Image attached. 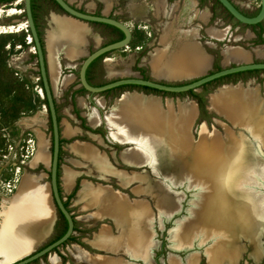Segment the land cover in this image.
<instances>
[{
	"label": "rangeland",
	"instance_id": "rangeland-1",
	"mask_svg": "<svg viewBox=\"0 0 264 264\" xmlns=\"http://www.w3.org/2000/svg\"><path fill=\"white\" fill-rule=\"evenodd\" d=\"M66 1L80 11L116 19L131 31V39L126 47L106 54L92 66L88 78L93 86H102L122 78L153 79L160 83L183 85L204 75L241 64L224 63L223 52L228 48L241 47L252 52L257 47H264V21L255 26L240 24L215 0ZM230 1L250 17L257 13L260 5V0ZM34 7L36 26L44 43L45 31L50 28L51 13L59 15L63 13L51 0H35ZM23 8V0H0V264L12 263L45 247L57 240L65 227L63 218L54 208L50 194L51 123L42 92L37 57L28 33ZM88 26L90 30L77 36V39H87V36L91 35L83 47L85 53L74 61L60 55L62 75L72 77V83L67 88H62L59 84L54 91L52 89L60 124L59 190L73 218L74 231L67 242L30 264H172V259L186 264V258L192 255L198 256L197 264H211V261L228 264L222 257L212 259L208 252L213 247L204 239L214 237V233L220 232L218 230L221 227L218 225L220 217L224 216L223 213L213 212L217 215L216 229L201 228L186 236L188 229L184 223L198 220L199 213L205 210L200 206L199 200L201 204L205 201L204 198H200L207 189L200 184V176L195 182V177L190 174H185L183 178L180 175L178 179L176 178L180 173L178 170L173 168L172 175L166 171L168 152L164 149L174 147V141L163 133L166 129L174 135H179L184 126H187L185 128L188 130L190 144L201 143V157L206 154L214 165L219 166L217 173L228 171L233 166L242 171L241 179L245 177L242 182H233L232 185L231 182L226 185L215 184L216 188L224 190L228 195L225 205L231 208L226 215L232 218L233 227L226 226L228 229L226 239L234 242L217 252L235 255L236 260L233 264H264V140L262 142L259 139L262 133H256L255 119H252L253 122L245 119V114L243 121L242 119L233 121L224 111H215L211 108L214 93L226 86H241L245 89L256 86L259 96L264 99V71L230 75L195 91L180 94L144 90L141 87H123L101 94H91L79 83L80 65L88 54L101 46L113 43L120 35L104 25L90 23ZM210 28L224 30V38L220 40L212 38L208 32ZM164 29H171L178 34L182 45L197 46L203 54L209 56V66L206 69L186 72L179 78L155 75L151 69V61L164 49L162 42L165 36ZM105 59H109L110 63L113 61L120 64L121 68L115 70L116 72L113 69L108 70L110 75L113 73L120 75L107 74L104 67ZM252 62H264V58L253 56L250 63ZM128 94H139L145 102L153 100L158 109V113L153 115L154 118L152 116L148 118L138 109L134 110L137 117L143 118H140L141 122L137 121L138 125L136 123L132 125L134 129H140L146 123L153 124V127L148 125L147 129L141 128L136 136V166L133 164L128 166L130 164L128 156L126 158L122 156L124 150L129 148V143L119 145L113 141L104 123L97 126L95 122L93 127L89 123V115L94 110L99 112L101 118H105L116 99ZM81 98L85 100L86 108L80 105ZM100 99L104 101L102 108L99 105ZM129 99L132 101L131 97ZM258 105L255 107V114L264 109V101L261 100ZM192 106H196V116L186 125ZM117 119L118 132L128 135L130 129L125 116L120 114ZM63 122L78 128L79 134L70 139L64 137ZM95 136L101 138L102 144L97 142ZM128 136L131 138L132 148L134 135L130 133ZM75 141L87 142L107 153L117 171V178L104 177L102 170L99 172L97 169L95 160L87 162V166L70 148ZM209 152L211 156L208 157ZM174 153L182 157L180 149ZM187 159L190 160L185 156L186 161ZM38 162L47 166L37 164ZM64 167L80 173L75 187L69 193L62 186ZM125 170L129 172L130 177L124 179L119 173H124ZM186 170L188 171V168ZM142 177H147L150 182L145 183L140 179ZM170 178L179 181L173 183ZM232 178L236 180L238 175L235 173ZM83 179L91 181L96 188L107 189L106 193L103 190L97 193L94 206L96 211H100L101 215L107 218L98 221L94 217L93 209H84V202L79 197ZM158 190L173 201L174 206L168 211L160 207L156 200ZM120 195L126 199L132 210H134L132 205H138L140 201H145L151 210V214L147 216L150 230L146 227L151 234L149 262H146L139 249L134 255L133 242L136 240L134 231H138L137 227L135 230L130 229L129 239L124 237L126 223L118 222L116 208ZM106 198L111 200V204L107 206ZM212 199L215 203L218 201L217 205H224L223 199L219 197ZM241 221L245 226L240 223ZM104 225L108 227L110 240L101 242L99 248L91 247L89 241ZM147 229L144 228L143 231ZM175 229L178 230L181 239L182 236H186L187 239L183 237L184 241L179 242L175 238ZM194 234L197 237L192 241L191 237ZM138 237L140 238L139 234ZM122 243L126 246L125 252L114 251V248Z\"/></svg>",
	"mask_w": 264,
	"mask_h": 264
},
{
	"label": "bare ground",
	"instance_id": "bare-ground-1",
	"mask_svg": "<svg viewBox=\"0 0 264 264\" xmlns=\"http://www.w3.org/2000/svg\"><path fill=\"white\" fill-rule=\"evenodd\" d=\"M134 5V4H133ZM145 6V5H144ZM140 10V9H139ZM13 12V11H12ZM11 12V13H12ZM139 13V12H138ZM144 14V13H143ZM135 15V14H134ZM57 18V17H56ZM77 20V19H76ZM19 28V27H18ZM21 29V28H20ZM86 27L84 24L82 23H77L71 27H65L63 25H59V39L57 37V40L59 41H53L50 44V52H49V60L50 63L52 65V67H55V53L54 51L56 50H60V49H64V51L66 52V54L68 56H75L76 53L79 50V47L81 45H83V41L80 39H77L78 35H81L84 31H85ZM15 31V30H14ZM12 32V31H11ZM209 34L212 38L220 40L224 38V30H220V29H216V28H210L209 29ZM4 33V32H3ZM163 35H165L163 37V44H164V49L158 54L156 55L152 61H151V69L153 70V73L155 75L161 76V75H166L169 78H179L182 77L183 75H185L186 72H191V71H197L199 69H206L209 64H210V58L209 56L205 55L202 53V51L195 45H182L181 40L178 38V34H176L173 30L171 29H164L163 31ZM182 36V35H181ZM184 38V37H183ZM52 39V38H51ZM198 45V44H197ZM157 53V52H156ZM223 55L225 56L226 59H233L235 61H241V60H247L249 59V52L245 51L244 49H242L241 47H233V48H229L227 51L223 52ZM264 55V53H263ZM261 58V57H260ZM126 71V70H125ZM54 72V71H53ZM116 72V71H115ZM192 72V73H193ZM118 73V72H117ZM120 73V72H119ZM122 73V72H121ZM114 74V73H113ZM124 74V73H123ZM153 74V75H154ZM126 75V74H125ZM193 75V74H192ZM187 76V75H186ZM166 78V77H165ZM230 87V86H229ZM224 89V88H223ZM244 89V88H243ZM220 90V89H219ZM223 91V90H222ZM221 91V93H222ZM254 91V90H253ZM143 97V96H142ZM220 97V96H219ZM223 97V96H221ZM245 97V96H244ZM157 98V97H156ZM254 100V99H253ZM147 101V100H146ZM261 101V100H260ZM155 101L153 100H149L148 102H144L142 100V98L140 97V95L138 94L137 97L135 98V101L133 103H131V107L134 111V109H138L140 112H143V115H146L148 118H150L152 116V118H154L153 115L158 113V109L155 106ZM237 102V101H236ZM249 102V101H248ZM238 103V102H237ZM237 103H227L224 102L223 107L225 108L228 116L233 119V121H239L240 119H244V114H246V111L243 109L238 111V104ZM241 103V102H240ZM243 103V102H242ZM241 103V104H242ZM184 104V103H183ZM83 105V104H82ZM190 105V104H189ZM258 105V104H257ZM261 105V104H260ZM117 106V105H116ZM115 106V107H116ZM121 105H119V109H121L122 107H120ZM117 107V108H118ZM196 107V106H195ZM194 106L191 107V109L189 110L187 119H186V125L190 124V122L192 121V119L196 116V108ZM259 107V105L257 106ZM183 109V108H182ZM255 109V108H254ZM120 110H118L119 112ZM175 111V110H174ZM138 113V111H137ZM169 113V112H168ZM122 114V110L121 113ZM241 114H242V118H241ZM253 112V114L250 117H246L245 119L250 118L249 120L252 121V119H255V125L257 130L256 133H262V137L261 135H259V139L260 141L263 142V138H264V109L260 110V112L258 114H255ZM169 115V114H168ZM173 115V114H172ZM254 115V116H253ZM139 116V115H138ZM146 117V118H147ZM134 118V117H133ZM143 119L142 117H136L135 123L138 125L137 121H142L141 119ZM117 119V118H116ZM162 119V118H161ZM175 119V118H174ZM96 120V116L95 118L92 119V121L94 122ZM98 120V119H97ZM96 122V121H95ZM98 122V121H97ZM161 122V120H160ZM184 122V121H183ZM253 122V121H252ZM164 123V121H163ZM98 124V123H97ZM178 124V123H177ZM180 124V123H179ZM183 124V123H182ZM124 124H122L123 126ZM129 125V124H128ZM134 125V123L131 124L132 127V133H135V139L137 134L140 133L141 128H149L148 125H152L153 124L149 123V124H145L144 127H140V129H134V127L132 126ZM164 126V124H163ZM162 126V127H163ZM184 126V125H183ZM253 126V125H252ZM182 127V126H180ZM187 126H184V129L181 130V132L179 133V135H174L171 132H168V130L165 129L164 131V135H166L168 138H170L172 141H174V147L172 148H165L164 150L166 152H168V159H167V164L165 166L166 171L169 174H173L172 169L174 168L175 170H178V172H180L178 174V176H176V178L178 177H185V174H190L193 177H195V182H197L198 180V176H200V184H203L205 189H207V192L204 193V196H202L200 199H205V201L201 204V201L199 200V204L201 207H203V212L199 213V218L198 220L194 221L192 220V223H184V226L188 229L187 230V234L186 236H188V234H190L192 231L194 230H201V228H209V227H214L216 229V217L213 214V212L215 213V211H220L221 213L224 214V216L220 217L221 221H220V225H218L219 227H221V229L219 228L218 231L220 232H216V234L214 233V237H209L206 239V237L204 238L206 241H208L209 243H211L212 250H210L208 252V254H210V256L213 258H217V257H222V259H224V261H226L228 264H233L236 260V256L233 254H221L217 251H219L220 249H224L225 246H227L228 244H234V242L232 240H228L226 239V235H227V228L226 226L231 225L233 227L232 224V218L228 217L226 215L227 211H229V209L231 207H227L225 205V201L228 198V195L226 194V192L224 190H220L218 188L215 187V184H219V185H226L227 183L231 182V185L233 182H242V178L241 179V175H242V171L237 169V168H233V166H231L230 170H223L221 173H217L216 171H218L219 166H216L212 163L211 159L207 158L206 154L201 157V143H195V144H190L189 142V138H188V130H186ZM123 128V127H122ZM130 128V126H129ZM139 128V127H138ZM191 128V127H190ZM255 128V127H254ZM128 129V128H127ZM260 129H262L260 131ZM245 130V129H244ZM248 131V130H247ZM250 132V131H249ZM238 133V132H237ZM255 133V134H256ZM149 134V133H148ZM119 138H124V134L119 133ZM134 135V134H133ZM150 135V134H149ZM238 135V134H237ZM241 135V134H240ZM251 135V134H250ZM235 136V135H234ZM239 136V135H238ZM151 138V137H150ZM257 138V137H256ZM244 139V138H243ZM153 140V139H152ZM201 140V139H200ZM205 141V139H203ZM207 140V139H206ZM154 141V140H153ZM202 141V140H201ZM245 141V140H244ZM243 141V142H244ZM203 142V141H202ZM226 142V141H225ZM157 143V142H156ZM206 143V142H205ZM215 144V143H214ZM227 144V143H226ZM243 144V143H242ZM160 145V144H159ZM231 144H229L230 146ZM41 146V145H40ZM208 146V145H207ZM228 146V147H229ZM259 147V145H258ZM44 149V147H42ZM179 148L182 151V157H180L178 154L174 153V152H178ZM218 149V148H217ZM226 149V148H225ZM245 149V148H244ZM43 151V150H42ZM240 153H242V151H239ZM40 153V152H39ZM43 153V152H42ZM210 153V152H209ZM227 153H229L227 151ZM226 154V153H225ZM211 156V153L208 154ZM134 156V155H133ZM185 156L186 158L189 157L190 160L186 161L185 160ZM226 157V156H225ZM211 158V157H210ZM38 159H42V158H38ZM132 159V158H131ZM171 159V160H170ZM175 159V160H174ZM229 159V158H228ZM246 159V158H245ZM259 159V158H258ZM43 160V159H42ZM135 160L137 161V152L135 154ZM226 160V159H224ZM260 160V159H259ZM51 161V159H50ZM214 161V160H213ZM251 161V160H250ZM256 161H258L256 159ZM263 161V160H262ZM252 162V161H251ZM261 162V160H260ZM257 163V162H256ZM252 165V164H251ZM186 168H188V171L186 170ZM225 168V167H224ZM246 172V171H245ZM250 172V170H249ZM252 172V171H251ZM250 172V173H251ZM236 173V176L238 175V179H233V175ZM181 175V176H180ZM244 175V174H243ZM256 175V174H255ZM176 178H170L173 183L178 182L179 180ZM183 180V179H182ZM191 182V181H190ZM258 182V181H257ZM147 183V182H146ZM156 183V182H155ZM247 183V182H245ZM262 183V182H261ZM260 183V184H261ZM242 186V185H241ZM157 187V186H156ZM246 187V186H244ZM159 188V187H157ZM256 188V187H255ZM195 189V188H194ZM202 189V188H201ZM200 189V190H201ZM240 189V188H238ZM242 189V188H241ZM246 189V188H245ZM231 190V189H230ZM171 191V190H170ZM198 192V191H197ZM201 194V193H200ZM231 194V192H230ZM231 196V195H230ZM122 196H119V199H121ZM216 199V197H219L220 199H223L222 201H224V205L221 204H216L215 202H213L214 198ZM233 197V196H232ZM123 198V197H122ZM197 199V198H196ZM212 199V201L210 200ZM245 199V198H243ZM242 199V200H243ZM156 200L158 202V204L160 205V207H164L165 210H169L171 209L174 205H173V201L171 200V198L168 195H164V192L159 193V190L156 192ZM198 200V199H197ZM196 200V201H197ZM216 201V200H215ZM241 201V200H239ZM238 202V201H237ZM192 203V202H191ZM141 204V203H140ZM245 206V205H244ZM252 206V205H251ZM249 206V207H251ZM195 207V205H194ZM196 208V207H195ZM243 208V207H242ZM199 209V208H198ZM254 209V207H253ZM123 210V209H122ZM255 211V210H254ZM190 212V211H189ZM242 212V211H241ZM241 212H239V214L242 217ZM134 213V212H133ZM238 213V212H237ZM127 214V213H126ZM254 214V213H253ZM131 215V213H130ZM190 215V214H189ZM191 216V215H190ZM189 216V217H190ZM217 216V215H216ZM137 217V216H135ZM134 217V218H135ZM160 217V216H159ZM240 217V218H241ZM255 220V219H254ZM12 221L14 222V219H12ZM134 221V220H133ZM184 222V221H183ZM256 222V221H255ZM11 223V220L8 221V224ZM130 223V222H129ZM242 225L245 223L244 222H240ZM248 224V222H247ZM132 225V224H131ZM128 226V225H127ZM134 226V225H133ZM217 226V227H218ZM131 227V226H130ZM178 227V226H177ZM176 227V229H177ZM135 228V226H134ZM226 228V229H225ZM149 229V228H148ZM175 229V230H176ZM218 229V228H217ZM130 230V229H129ZM150 230V229H149ZM231 230V229H230ZM229 230V231H230ZM217 231V230H216ZM106 233V232H105ZM104 233V234H105ZM145 232H140L139 235L144 234ZM222 235V238H220ZM186 236H182V239L180 237V234L178 232V230H176L175 233V238L177 240H179V242H181L182 240L184 241V238H186ZM184 237V238H183ZM197 235L194 234L191 239L192 241L194 240V238H196ZM147 239V238H146ZM237 244V243H236ZM144 245V244H143ZM146 245V244H145ZM149 246V245H148ZM143 247V246H142ZM144 249V248H143ZM142 249V250H143ZM125 250V249H124ZM145 250V249H144ZM145 253H147V251L145 250ZM148 257V254H147ZM198 256L196 255H192L186 258V264H197V258ZM149 262V261H148ZM181 262V261H180ZM179 261L172 259V264H181ZM211 264H221L217 261H211ZM149 264V263H148ZM171 264V263H170Z\"/></svg>",
	"mask_w": 264,
	"mask_h": 264
},
{
	"label": "crops",
	"instance_id": "crops-1",
	"mask_svg": "<svg viewBox=\"0 0 264 264\" xmlns=\"http://www.w3.org/2000/svg\"><path fill=\"white\" fill-rule=\"evenodd\" d=\"M77 23L84 24L86 27L85 31L90 30L88 24L81 22L79 20H76L72 17L66 16V15H59V14H55V13H51V15H50V18H49L50 28L45 31L44 47H45V55H46V61H47V67H48V75H49V79H50L51 87H52L53 91L55 90L57 85L61 84L62 88H67L73 81V78L70 76L69 77L68 76L63 77L62 72H61L60 55H63L69 61L76 60L78 57L82 56L85 53L83 47L86 45L87 39L91 35H88L87 39H80L83 41V45H81L79 47L78 52L73 57L68 56L66 54V52L64 51V49L54 51L55 60H56L55 61V67H52L50 60H49L50 44L53 41V39L56 42L59 41V40H57V37L60 36L59 35V25H63L65 27H71ZM48 32H49V34H48ZM58 39H59V37H58ZM228 49H226L225 51H227ZM245 51H247V50H245ZM247 52H249V51H247ZM263 53H264V47H257L255 49H253L252 52H249V59H247V60L235 61L231 58L226 59L224 55H223V59H224V63L236 62V63L246 64V63H250L253 56H256L258 58L259 57L264 58ZM109 61H110L109 59L104 60V67H105L108 75H110L109 71H108L109 69H113L115 71L118 68H121L120 64L114 63L113 61L110 63ZM118 75H120V74L114 73L110 76H118ZM223 88H220V90L218 89L217 92L214 93L215 95L213 96V99L211 98V100H212L211 101V108H212V110H215V111H224L226 116H228V114H227L225 108L223 107L224 102H227V103H231V102L237 103L238 102L237 103L238 104V111H240V110L243 111V109H244L246 111V114H245L246 117H250L253 114V112L255 111L254 108L260 102V100L264 101V99L259 96L258 88L256 86L255 87L250 86L247 89H245V88L243 89L241 86H233V85L230 87L226 86ZM221 91H222V93H221ZM137 95L138 94H128L122 98L116 99L114 105L110 108L109 114L106 115L105 118H101V115L99 114V112L97 110H94L89 115V123L92 127H93V124L95 123V121L96 122L98 121L97 126L104 123L109 130V137L113 141L117 142L119 145L121 143H129V148L127 150H124V154L122 155L124 158H126L128 156L127 158L129 159V162H130V164H128V166H131V164L136 166L135 133H133L134 137L132 138V140H133V142H132L133 147L132 148L130 145L131 138L128 135L130 133H132L133 129L131 127V124L135 123L137 116H136V113L134 111H126V110L132 109L131 103H133L135 101V98L137 97ZM221 96H223V97H221ZM129 97L132 98V101L129 99ZM142 100L145 102L144 98H142ZM240 102L241 103L243 102V103L241 104ZM80 105L83 108H86V102L83 98L80 99ZM99 105L101 108L104 107V101L102 99L99 100ZM119 105H121L120 106V107H122L121 109H119V107H118ZM122 109H124L122 114H123V116H125V120L128 121L127 123L129 125L128 124L127 125H128V127L130 126L129 129L131 131L129 130L128 135L124 134V138L121 139V138H119V136H120L119 132L120 131L118 132V121L119 120L116 118H118V115H120ZM118 110H120V111L118 112ZM95 116H96V120L93 122L92 119L95 118ZM248 119H250V118H248ZM79 132H80V130L78 128H73L69 123L63 122L62 134L67 139H70L74 136H77V134H79ZM95 138L99 144H102V140L100 137L95 136ZM70 148H71L72 152L75 155H77L87 166H88L87 162H89L91 160H95L96 165H97V169L99 170V172H101V170H102L104 177L117 178V176H118L116 174L117 171L115 170V167L113 166V164H112L107 153L100 151L98 148L96 149L95 147H93L91 144H89L87 142L75 141L72 143ZM46 151L48 152L47 148H46ZM126 152H128L127 153L128 155H126ZM111 156L113 157L114 153H112ZM49 161H50V158H49ZM37 164H42L44 166H47L45 163H42V162H38ZM62 173H63L62 178H61L62 179V186H63L64 190L67 193H69L75 187L76 179L79 177L80 173L71 169V168H67V167L63 168ZM88 174H89V171L87 172V175ZM119 174L124 179L126 177H130L129 172L126 170L124 171V173L121 172ZM98 175H100V174H98ZM140 179L143 180L145 183L150 182V180L148 181L147 177H142ZM80 187L81 188L79 190V197L84 202V206H83L84 209H86V210L93 209L94 210V212H93L94 217L98 221H101L104 218H107V216H102L100 211H98V210L96 211L94 208V206L96 205L95 203L97 200L96 199L97 193H100L102 190H103V192L106 193V192H108L107 189L103 188V187L96 188L91 181L86 180V179L82 180ZM120 196H122V195H120ZM122 197H121V199L118 200V203L116 204V208H117V214L119 215L118 222L121 223V221H122V222L126 223V228L124 229L125 230L124 237H125V239H129V237H130L129 236V232H130L129 229L135 230L136 227H137V230L139 231V233L141 231L145 232L144 234L139 235L140 236V238H139L138 237V234H139L138 231H136V230L134 231L136 234V240L134 239L135 242H133V244L135 243V245H134V247H135L134 252L135 253L134 252L133 253L135 255L138 252L137 249L141 250L146 262H148L151 260V256H150V248H151L150 237H151V234H150L149 230L147 229L148 225H149L148 224L149 221L147 220V216H149L151 214L150 213L151 210L149 207H147L148 205L145 204V201H140L141 204L139 203L138 205H132V208L134 209V210H132L131 207L128 206V202L126 201V199L124 197L123 198ZM108 204H111V200H108L106 198V206ZM130 213H131V215H130ZM135 216H137V217H135ZM133 225L135 226V228ZM143 227L147 230L143 231V229H144ZM107 228L108 227L104 225L103 228L99 231V233L96 236H94L92 240L89 241V244L91 245V247L99 248V246H101V242H107L110 240V237L108 236V233H107L108 232ZM4 246L5 245H3V247ZM143 248L147 251V253H145V250ZM124 249L126 250V246L124 243H122V244L117 245L114 248V251H116V252H123L124 251L125 252ZM147 254H148V257H147ZM9 262H11V261H9Z\"/></svg>",
	"mask_w": 264,
	"mask_h": 264
},
{
	"label": "water",
	"instance_id": "water-1",
	"mask_svg": "<svg viewBox=\"0 0 264 264\" xmlns=\"http://www.w3.org/2000/svg\"><path fill=\"white\" fill-rule=\"evenodd\" d=\"M58 8L62 11L63 15L72 17L86 24L95 23L111 26L119 30L123 34V38L115 41L113 43L104 45L94 50L92 53L88 54L82 61L79 71L78 80L81 87L91 93V94H101L112 89H117L119 87L134 86V87H144L152 89L161 93H171L180 94L189 91H195L206 84H209L218 79L249 72V71H264V62L260 63H246L235 65L229 68L221 69L212 74L204 75L190 83L183 85H172L167 83H160L154 81L153 79H140V78H122L102 86H93L88 83L86 78V71L90 64L94 62L99 57L109 54L115 50L122 49L127 46L131 39L130 29L122 22L104 16V15H94L92 13L80 11L72 7L66 0H53ZM234 20L238 23L246 26H255L264 21V0H260V8L255 16H247L243 14L230 0H215ZM23 12L25 14V19L28 27V33L31 37L33 47L35 49V54L37 57L38 71L40 75V80L42 83V92L44 94V99L47 103V110L51 123V138H52V151H51V161L49 167V177H50V194L54 208L63 216L66 221L67 228L65 233L57 240L51 242L45 247L33 251L30 254L21 257L17 261L9 264H30L35 260L41 259L45 255L51 253L54 249H57L71 237L74 231V221L69 213L68 209L64 206L63 199L59 192V178H58V161H59V150H60V124L58 122L55 100L52 92L51 82L48 75V67L45 55L44 43L41 41L38 29L36 27L32 8L31 0H23Z\"/></svg>",
	"mask_w": 264,
	"mask_h": 264
},
{
	"label": "trees",
	"instance_id": "trees-1",
	"mask_svg": "<svg viewBox=\"0 0 264 264\" xmlns=\"http://www.w3.org/2000/svg\"><path fill=\"white\" fill-rule=\"evenodd\" d=\"M34 1H35V0H31V8H32V13H33L34 21H36ZM51 1L55 4V2H54L53 0H51ZM35 24H36V22H35ZM258 25H259V24H258ZM104 26H107V27H109V28H112V29H114L115 31H117L119 34H121V35H120V38H119L118 40H120V39L123 37L122 33H121L119 30H117V29H115V28H113V27H111V26H108V25H104ZM36 27H37V26H36ZM39 36H40V35H39ZM118 40H116V41H118ZM114 42H115V41H114ZM104 56H105V55H103V56L99 57L98 59H96V60H95L94 62H92V63L90 64V66L88 67V69H87V71H86V78H87L88 83H89V78H88V76H89L90 69L92 68V66H93L98 60L102 59ZM126 87H134V86H126ZM119 88H123V87H119ZM141 88L144 89V90H151V91H154V90H152V89H148V88H144V87H141ZM45 105H46V107H47L46 100H45ZM58 121H59V119H58ZM51 131H52V130H51ZM59 152H60V150H59ZM59 192H60V190H59ZM64 206L67 207L65 203H64ZM59 214H60V213H59ZM60 216L63 218V216H62L61 214H60ZM63 220H64V223H65V227H64V230H63L62 234L60 235V237L65 233L66 228H67L66 221H65L64 218H63ZM60 237H59V238H60Z\"/></svg>",
	"mask_w": 264,
	"mask_h": 264
},
{
	"label": "flooded vegetation",
	"instance_id": "flooded-vegetation-1",
	"mask_svg": "<svg viewBox=\"0 0 264 264\" xmlns=\"http://www.w3.org/2000/svg\"><path fill=\"white\" fill-rule=\"evenodd\" d=\"M259 8H260V5H259ZM258 11H259V9H258ZM258 11H257V13H258ZM257 13H256V14H257ZM243 14H244V13H243ZM256 14H255V15H256ZM255 15H254V16H255ZM100 25H102V24H100ZM119 35H121V34H119ZM122 35H123V34H122ZM122 38H123V37H122ZM122 38H121V39H122Z\"/></svg>",
	"mask_w": 264,
	"mask_h": 264
}]
</instances>
